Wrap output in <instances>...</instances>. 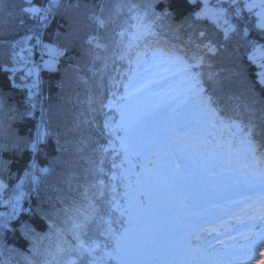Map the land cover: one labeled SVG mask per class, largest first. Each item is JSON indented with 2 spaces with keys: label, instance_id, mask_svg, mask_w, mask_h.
I'll use <instances>...</instances> for the list:
<instances>
[{
  "label": "trees",
  "instance_id": "1",
  "mask_svg": "<svg viewBox=\"0 0 264 264\" xmlns=\"http://www.w3.org/2000/svg\"><path fill=\"white\" fill-rule=\"evenodd\" d=\"M245 4L225 2L228 23L220 25L198 15L202 0H0V264H117L105 253L130 226L117 208L124 134L117 103L158 55L198 81L201 95L211 99L222 123L212 128L202 114L198 130L218 151L230 145L223 152L232 154L234 174L241 156L248 178L236 171L244 197L237 204L246 205L236 217H261L264 83L251 53L264 48V28ZM32 7L39 16L26 11ZM29 36L62 51L53 70L40 69L35 97L28 68L11 70ZM188 94L173 105L184 98L194 104L195 92ZM236 125L254 126L255 151ZM222 167L217 175H229ZM19 193L18 212L11 215ZM75 223L85 227L76 230ZM202 260L210 262L207 255Z\"/></svg>",
  "mask_w": 264,
  "mask_h": 264
},
{
  "label": "rangeland",
  "instance_id": "2",
  "mask_svg": "<svg viewBox=\"0 0 264 264\" xmlns=\"http://www.w3.org/2000/svg\"><path fill=\"white\" fill-rule=\"evenodd\" d=\"M202 1L203 7L198 11L199 16H207L214 21H216V16H219L218 24L225 25L228 23L225 2L230 0ZM244 1L246 3L250 2V0ZM31 9L38 10L31 12L33 15H40L41 10L38 7H32ZM251 10L257 17V26L264 28L260 26V14L264 10L260 7H255ZM22 44L23 47L19 54L20 64H17L11 70L15 72L28 68L27 73L31 76L32 81L27 84L31 95L35 97L40 92V81L38 79L40 69L53 70L62 51L53 45L42 44L38 39H32L31 36L26 38ZM251 59L259 67L260 81H264V48L261 45H258L251 53ZM180 69L177 65L172 64L170 58L158 55L153 56L145 64V67L140 70L139 78L131 86L132 89L130 88L128 91L132 93L141 84L147 85L141 92L135 94L136 105H129L127 99L117 103L120 114L121 111L126 113L125 126H127V117L130 114L136 115L142 121V126L130 128L127 135L122 129L124 134L121 138H124L125 144H130L139 136H150L160 121H167L172 118L173 114L168 108L174 107L173 102L175 99L180 97L188 98V91H194L197 87L196 81H191L178 73ZM200 115L202 116V113L197 107L188 117H184L183 113L176 117L177 119L190 121L185 128L189 132L190 138L184 141V150L177 157L180 167L169 166V170L164 173L158 185L145 182L137 183V174L142 173L143 168L141 165L145 162L139 160L134 152H130L126 156L122 149L120 138L119 147L122 150V159L119 162V172L115 178V185L117 187L118 182L122 183L120 191L122 200L117 201V208H123V216L127 217L128 222L131 217L132 222L124 230V233H127L126 238L119 239V243L123 249L135 245L163 246L169 252L166 259L172 261L173 264H187L185 256L187 254L193 256V253V261L190 264H205L201 258L202 252L209 257L210 262L208 264H253V261L260 254L259 258L264 260V223L261 220L256 223L257 226H260V231L253 235L254 243L247 242L241 248L239 245L234 247L229 243L230 241L225 242L222 238L227 236L224 235L221 238L219 234L212 233L211 230H203L199 227L196 229L197 232L192 234L191 230H181L176 225L175 217L183 214L182 202L185 197L188 198V203L200 210L198 216L200 220L197 219L198 221L210 220L215 222L217 218L220 220L221 214L212 206L214 201L227 200L243 189L240 187L238 177L235 175L236 171L241 173V176L245 177V179L248 178L242 159H240L241 156L237 159L239 168H236L235 174L206 177L200 169L201 165H205L207 169L211 167L215 171H218V168L221 169V165L218 166V163L215 162L214 156L210 155L213 152L214 145H209L206 151H202L199 163L193 164V158L198 157L193 155V148L198 147L196 138L201 135L208 136L207 132L203 134L201 131ZM198 128L201 130H198ZM216 151L218 150L216 149ZM219 151H223V149ZM150 158L155 159V157ZM148 167H156V165H148ZM261 186L262 184L258 183L257 189ZM4 189L5 184L0 182V192H3ZM141 192L144 193L140 197L142 204L137 203L133 198ZM180 193H183V195L179 196ZM21 196L22 193L14 196L11 215L18 212ZM225 225L227 226V224ZM227 227L229 228L230 226ZM224 228L221 227L220 230L225 231L223 230ZM186 233L191 238L184 241ZM223 245H229L234 254L231 256L230 252L228 253L222 247ZM113 258L119 264L118 259ZM257 264H260V261Z\"/></svg>",
  "mask_w": 264,
  "mask_h": 264
},
{
  "label": "snow or ice",
  "instance_id": "3",
  "mask_svg": "<svg viewBox=\"0 0 264 264\" xmlns=\"http://www.w3.org/2000/svg\"><path fill=\"white\" fill-rule=\"evenodd\" d=\"M245 7L251 10L255 7H260L264 10V0H250V2L245 4ZM26 11L36 12V9H27ZM261 23L260 26L264 27V11L260 14ZM216 22L219 23V16H216ZM203 35V34H201ZM206 48L211 51L210 45H205ZM167 55V53H165ZM139 59V56L137 57ZM195 59V58H194ZM191 65L188 67H193ZM193 76L195 74H192ZM260 75V74H258ZM264 82V81H262ZM197 87L194 89L195 92V103H186L187 98L177 100L174 107H169L168 110L173 114L172 118L167 121H160L159 124L155 127L152 134L148 137L139 136L130 144H125L124 138H121L122 149L127 156L130 152H134L135 156L145 162L141 166L143 168L142 173L137 174V183H154L159 184L162 176L166 171L169 170V166L179 168L178 155L183 152L184 141L189 137V132L185 130L186 125L190 123L188 120L177 119L181 113L184 117L191 115L195 108H199L204 117H206V123L209 124L212 128L216 127V122L222 123L220 118L217 116L215 109L211 106L212 101L210 98H205L201 95L202 88L199 87V82H196ZM146 84H141L139 87L134 89V92L129 93L126 97L129 105H136L135 94L142 91L146 88ZM192 90V89H190ZM131 111V110H130ZM121 125L120 127L125 131L126 135L130 128L142 126V121L134 114H130L127 119L128 123L125 126L126 113L121 111ZM105 127L109 128V134H114L115 130L111 128L108 121L105 122ZM238 131L242 134V139L245 144H247L253 151H255V146L252 141L254 126L249 125L245 128H240L239 125H236ZM202 143L207 146L212 143L206 137L202 139ZM220 149L228 148L230 149L229 144L219 145ZM119 155V153H117ZM211 156H214L215 162L223 167H231V157L230 151L225 153L223 151H216L214 146L213 152L210 153ZM150 157H155L151 159ZM148 165H156V167H148ZM113 167H116L113 164ZM209 174H214V169L211 167L208 169ZM144 193H138L133 198L137 203H143L140 199ZM188 198L185 197L182 202L183 214L177 215L175 217L176 225L181 230H192V234H195V230L200 227L197 217L199 213L194 210V206L191 203L187 202ZM131 217L129 223L131 224ZM86 223V221H85ZM85 227L84 223H75L74 228L76 230H81ZM127 233H124L122 237L118 238L117 244L110 251H106L105 255L108 258H117L119 264H173L172 261L166 259L169 255L168 250L163 246H144V245H135L130 246L127 249H123L119 243V239L126 238ZM197 238H199L197 236ZM76 239L79 242L80 249H84L83 242H80L79 235H76ZM95 245L88 248L89 253L91 254L94 251Z\"/></svg>",
  "mask_w": 264,
  "mask_h": 264
},
{
  "label": "bare ground",
  "instance_id": "4",
  "mask_svg": "<svg viewBox=\"0 0 264 264\" xmlns=\"http://www.w3.org/2000/svg\"><path fill=\"white\" fill-rule=\"evenodd\" d=\"M194 152H195V153H197V152H198L197 148H195V149H194Z\"/></svg>",
  "mask_w": 264,
  "mask_h": 264
}]
</instances>
